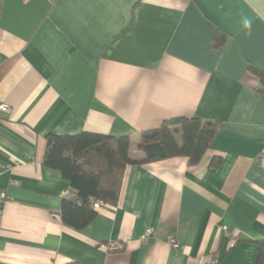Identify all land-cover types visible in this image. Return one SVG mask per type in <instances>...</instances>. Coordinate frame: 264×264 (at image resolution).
I'll list each match as a JSON object with an SVG mask.
<instances>
[{
  "label": "crops",
  "instance_id": "0c3cea01",
  "mask_svg": "<svg viewBox=\"0 0 264 264\" xmlns=\"http://www.w3.org/2000/svg\"><path fill=\"white\" fill-rule=\"evenodd\" d=\"M249 65L264 70V0H0V264H258L264 91ZM175 117L217 126L197 164H128L116 204L63 222L48 133L128 135L142 159L140 133Z\"/></svg>",
  "mask_w": 264,
  "mask_h": 264
},
{
  "label": "trees",
  "instance_id": "16d2710c",
  "mask_svg": "<svg viewBox=\"0 0 264 264\" xmlns=\"http://www.w3.org/2000/svg\"><path fill=\"white\" fill-rule=\"evenodd\" d=\"M215 45L223 41L221 33H215ZM249 71L264 91V70L249 65ZM217 126L197 117H175L164 120L160 126L140 133L138 149L142 159L129 156L130 137L111 136L93 132L78 134L46 135L44 165L57 169L75 192L74 199L63 198L61 218L63 222L80 228L92 219L95 209L91 199H100L107 204H116L126 165L151 163L170 157H186L190 165L197 164L216 133ZM179 135L180 141L176 138ZM258 264H264V241L258 242ZM70 264H80L70 263Z\"/></svg>",
  "mask_w": 264,
  "mask_h": 264
},
{
  "label": "built area",
  "instance_id": "2783aa9c",
  "mask_svg": "<svg viewBox=\"0 0 264 264\" xmlns=\"http://www.w3.org/2000/svg\"><path fill=\"white\" fill-rule=\"evenodd\" d=\"M9 107L7 104H0V111L2 112H9ZM257 162L259 164V166L261 167L262 170H264V148H262V150L260 151V153L257 156ZM63 198H67V199H74L75 198V192L74 190H72L71 188L66 189L62 192ZM7 200V194L5 192V190L0 189V218L2 215V211H3V206L5 204ZM103 205H105V203L100 200V199H91L90 200V206L97 210L99 208H101ZM152 233L151 229H146L144 235L142 236V241H145ZM229 238L231 240V242H235L236 238L234 236H230ZM168 242L171 244H175L176 241L173 237H169L168 238ZM125 244L123 241L120 240H110L108 241L105 245H100L101 248H105L107 250H122L124 248ZM215 263V261H211V264Z\"/></svg>",
  "mask_w": 264,
  "mask_h": 264
}]
</instances>
